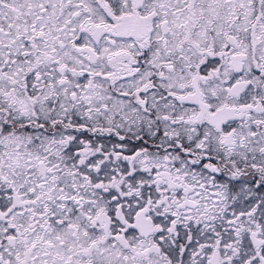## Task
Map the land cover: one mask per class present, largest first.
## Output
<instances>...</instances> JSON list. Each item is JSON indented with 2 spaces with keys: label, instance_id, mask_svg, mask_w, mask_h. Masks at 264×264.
<instances>
[{
  "label": "snow or ice",
  "instance_id": "snow-or-ice-1",
  "mask_svg": "<svg viewBox=\"0 0 264 264\" xmlns=\"http://www.w3.org/2000/svg\"><path fill=\"white\" fill-rule=\"evenodd\" d=\"M0 264H264V0H0Z\"/></svg>",
  "mask_w": 264,
  "mask_h": 264
}]
</instances>
